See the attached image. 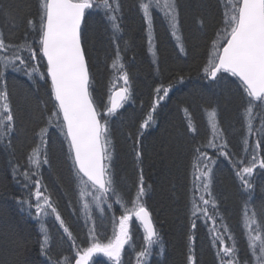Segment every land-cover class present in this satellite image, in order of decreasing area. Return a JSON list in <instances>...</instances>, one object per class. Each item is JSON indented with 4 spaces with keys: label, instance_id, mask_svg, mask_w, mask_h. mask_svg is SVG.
Returning a JSON list of instances; mask_svg holds the SVG:
<instances>
[{
    "label": "trees",
    "instance_id": "obj_1",
    "mask_svg": "<svg viewBox=\"0 0 264 264\" xmlns=\"http://www.w3.org/2000/svg\"><path fill=\"white\" fill-rule=\"evenodd\" d=\"M119 3L122 8L118 14L122 31L116 34L119 39L113 43L109 21L102 11L94 12L86 16L82 24V47L92 80L90 91L101 113L106 110L104 106L108 104L110 82L115 77L111 63L117 46L129 74L130 99L114 115L107 117L112 154L110 171L114 187L125 202L135 195L139 177L143 174L146 194L142 199L160 236V241L150 250L148 264H188L190 235L193 237L191 254L196 264H219L216 256L218 247L212 243L216 233L210 231L212 221H206L202 215L197 218L191 214L193 199L200 203V195L208 198L202 191L194 190L196 148L206 152L214 161L210 163V190L217 208L213 211L209 206V211L216 220L215 227L222 232L221 225L228 226L239 254L244 257L247 247L243 228L244 205L247 201L249 207L255 208L259 214L264 204V170L257 169L252 178V190L241 188L232 163L248 155L243 143L248 133L240 90L236 78L223 74L224 79L212 80L204 72L211 41L217 39L215 34L223 0H177L178 35L182 38L184 52L180 51L179 42L159 12L153 13V48L150 51L147 25L138 11V0H119ZM15 6H20V11L16 27H12L6 11ZM37 13L38 0H0V32H3L6 42L23 40L28 32L26 19L29 16L36 18ZM201 20L204 21L203 26ZM32 35L29 32L30 39ZM45 64L40 62L41 72H46ZM4 80L14 115V131L11 147L7 140L0 141V264H54L57 258L74 254L72 241L54 215L37 219L35 186L13 172L15 165L20 166V171L28 169L27 154L38 143L36 133L43 127L48 132L46 153L49 163L41 164L38 174L32 179L41 181L40 191L53 202L73 233L77 246H86L88 229L93 221L97 235L106 242L112 235L113 215L118 219L122 206L113 203L116 197H112L109 201L113 203L112 209L108 210L105 205V212L101 214L89 201L92 219L87 220L79 195L81 184L69 158L68 142L55 118L51 124L48 123L54 110L50 80L40 79L39 75L29 77L25 72L11 68L5 72ZM119 83L122 85L123 82ZM161 86L169 88L168 95L152 113L150 127L141 129L140 124L157 99L156 89ZM184 109L191 114L196 132L188 129ZM212 109L217 112L222 134L215 143L219 145L226 140L230 158L219 155L218 148L206 146L213 138L207 120V111ZM253 127L260 129L259 118L253 121ZM261 138H264V133L259 131L248 137L249 151ZM137 151L141 154L139 160ZM258 152L264 155V144ZM32 171H37L35 166H32ZM249 195L254 201H249ZM127 207L132 205L128 203ZM41 220L50 238L48 255L41 251ZM193 221L195 229L191 227ZM130 230L132 240L125 246L123 264H136V252L143 244V230L135 217ZM225 239L226 243H232L227 241L226 235ZM92 264H110V261L100 254L93 257Z\"/></svg>",
    "mask_w": 264,
    "mask_h": 264
},
{
    "label": "snow or ice",
    "instance_id": "obj_2",
    "mask_svg": "<svg viewBox=\"0 0 264 264\" xmlns=\"http://www.w3.org/2000/svg\"><path fill=\"white\" fill-rule=\"evenodd\" d=\"M137 7L147 25L150 51L153 48V13L159 12L170 26L172 36L179 42L180 51L184 52L182 38L178 35L180 23L176 0H138ZM19 11L20 6L10 7L6 11V18L9 19L12 27H16L15 21ZM100 11L111 25L113 43H115L119 39L116 34L122 31L118 15L122 11L119 0H38L37 17L29 16L26 19L28 32L25 33L23 40L18 43L6 42L3 32H0V53H3L0 55V141L7 140L8 146L11 147L14 131V115L4 80L5 72L11 68L13 71H23L29 77L39 75L40 79H50V95L54 101V110L51 112L48 123L51 124L55 118L57 126L60 127L68 142L69 158L81 184L79 195L83 201L87 220L92 219L88 197H91V203L99 209L101 214L105 212V205L108 210H111L113 203L120 204L123 209L118 219L113 215L112 235L106 242L97 235L93 221L88 229L86 246H77L73 233L53 202L49 197L43 196L40 191L41 181L32 179L38 174L41 164L49 163L46 153L47 128H40L36 133L38 143H35L27 154L28 169L20 171V166L15 165L13 172L22 175L26 181H31L35 186L37 219L54 215L63 232L72 241L71 247L74 249V254L57 258L54 264H92L93 256L96 254L107 257L110 264H123L122 256L125 246L132 240L130 225L133 217L143 228V244L136 252V264H148L150 250L160 241V236L142 199L146 194L143 174L141 173L139 177L135 195L125 202L114 187L110 171L112 154L108 139L107 117L114 115L131 96L129 74L125 70L118 46L112 58L111 68L115 77L110 82L108 104L104 106L106 109L104 113L98 111L90 91L92 80L85 50L82 47V24L86 16ZM200 24L203 26L204 21L201 20ZM29 32L33 34L31 39ZM215 35L217 39L211 41V50L204 72L212 80L224 79L223 74L236 78L248 137L254 135L256 131L264 133V0H223ZM25 52L27 56L24 55ZM153 55H155L154 51ZM42 61H46L44 65L46 72L40 71ZM120 81L123 82L122 85ZM161 92L163 95H159ZM168 92L169 88L163 86L156 89L157 99L140 124L141 129L150 127L153 122L152 113ZM184 112L188 117V129L196 132L188 109H184ZM257 118L260 119L261 124L258 130L253 127V121ZM207 120L213 138L206 146L218 148L219 155L230 158L227 141L219 145L215 143L217 138H222L215 109L207 111ZM248 137H245L243 141L244 150L248 155L232 163L235 177L239 180L241 188L250 191L254 187L252 178L257 169L264 170V155L258 152L264 144V138L257 139L249 151ZM194 151L196 153L193 162L194 190L202 191L208 198L200 195V203L193 199L191 214L197 218L202 215L206 221H212L213 227L210 231L216 233L212 243L213 246L218 247L216 256L219 264H264V219H261L264 217V204L261 205L258 214L255 208H250L249 203L245 202L243 228L247 247L242 257L228 226L222 224V232L217 229L216 220L209 211V206L213 211L217 208L216 200L212 198L210 190L212 184L210 163L214 161H211L207 153L200 148ZM140 155L137 151L138 160ZM206 160L209 163H205ZM32 166H35L37 171H32ZM112 197L116 198L113 203H110ZM250 200L251 195H249ZM128 203L132 205L131 208L127 207ZM31 207L32 205L29 204V208ZM191 227L196 228L195 221L192 222ZM40 231L43 233L41 251L44 255H48L50 238L42 220ZM225 235L227 241L232 242L231 244L226 243ZM189 241L188 264H196L195 257L191 254L193 242L191 235ZM48 258L52 259L51 256Z\"/></svg>",
    "mask_w": 264,
    "mask_h": 264
},
{
    "label": "rangeland",
    "instance_id": "obj_3",
    "mask_svg": "<svg viewBox=\"0 0 264 264\" xmlns=\"http://www.w3.org/2000/svg\"><path fill=\"white\" fill-rule=\"evenodd\" d=\"M89 201H91V197H88L87 198ZM100 254H97V255H95V256H99Z\"/></svg>",
    "mask_w": 264,
    "mask_h": 264
},
{
    "label": "bare ground",
    "instance_id": "obj_4",
    "mask_svg": "<svg viewBox=\"0 0 264 264\" xmlns=\"http://www.w3.org/2000/svg\"><path fill=\"white\" fill-rule=\"evenodd\" d=\"M176 3H177V0H176ZM257 195H258V194H257ZM256 200H258V198H257ZM251 201H254V198H252Z\"/></svg>",
    "mask_w": 264,
    "mask_h": 264
},
{
    "label": "water",
    "instance_id": "obj_5",
    "mask_svg": "<svg viewBox=\"0 0 264 264\" xmlns=\"http://www.w3.org/2000/svg\"><path fill=\"white\" fill-rule=\"evenodd\" d=\"M45 63H46V61H45ZM50 80V79H49ZM152 219V218H151ZM153 222V221H152ZM154 225V224H153ZM142 227V226H141Z\"/></svg>",
    "mask_w": 264,
    "mask_h": 264
}]
</instances>
